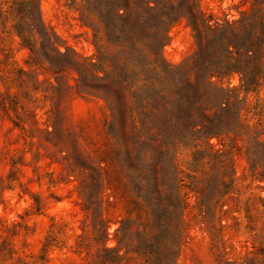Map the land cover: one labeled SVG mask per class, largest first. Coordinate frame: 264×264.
I'll use <instances>...</instances> for the list:
<instances>
[{"label": "trees", "instance_id": "16d2710c", "mask_svg": "<svg viewBox=\"0 0 264 264\" xmlns=\"http://www.w3.org/2000/svg\"><path fill=\"white\" fill-rule=\"evenodd\" d=\"M262 3L254 0L237 18L219 19L195 0H81L79 18L96 48L81 57L71 48L61 50L38 8L30 10L28 22L26 2L17 4L13 27L28 50L25 64L41 67L55 80L67 70L75 72V88L99 97L108 110V148L95 163L82 157L76 168L82 209L95 242L103 243L97 261L118 264L134 254L145 264H175L185 212L195 206L201 214L214 213L233 191L235 152L244 154L252 179L264 182V98L247 100L264 86ZM181 18L192 30L195 49L173 66L161 49L168 29ZM18 71L28 74L23 67ZM233 74L237 84L219 81ZM0 104L19 116L15 99ZM180 153L187 156L183 168ZM118 197L124 215L113 234L117 244L108 247L103 202L115 206ZM260 201L264 207V198Z\"/></svg>", "mask_w": 264, "mask_h": 264}, {"label": "rangeland", "instance_id": "374dc122", "mask_svg": "<svg viewBox=\"0 0 264 264\" xmlns=\"http://www.w3.org/2000/svg\"><path fill=\"white\" fill-rule=\"evenodd\" d=\"M21 1L26 2L28 22L30 10L39 9L44 24L58 36L62 51L71 48L76 57L96 52L91 30L79 18L81 0H37L34 4L33 0H0V101L15 99L19 112L18 117L11 109L6 113L0 104V264H103L96 259L103 243L95 242L91 220L82 209L76 168H80L82 157L95 163L108 148L104 124L108 110L102 99L75 88V72L67 70L55 80L41 67L25 64L28 50L21 46L13 27ZM195 1L201 10L219 19L237 18L239 10L254 2ZM100 43L104 50L105 40ZM194 49L192 30L181 18L168 29L161 56L177 66L188 60ZM20 67L28 74L19 73ZM219 81L234 85L237 76ZM257 96L264 98V86L250 93L248 102L253 103ZM178 157L183 168L187 156L180 153ZM232 158L236 172L233 191L214 213L201 214L195 206L185 212L175 264L264 260V207L260 201L264 182L252 179L243 153L235 152ZM189 199L192 204L193 197ZM103 207L110 237L104 245L113 247L124 202L118 197L115 206L103 202ZM118 264L145 263L133 254Z\"/></svg>", "mask_w": 264, "mask_h": 264}]
</instances>
